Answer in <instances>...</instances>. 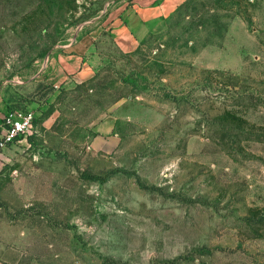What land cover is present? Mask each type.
<instances>
[{
    "label": "rangeland",
    "instance_id": "374dc122",
    "mask_svg": "<svg viewBox=\"0 0 264 264\" xmlns=\"http://www.w3.org/2000/svg\"><path fill=\"white\" fill-rule=\"evenodd\" d=\"M154 4L120 49L112 16ZM86 34L92 77L49 83ZM17 111L34 123L0 147L3 263L264 264V0H0V117Z\"/></svg>",
    "mask_w": 264,
    "mask_h": 264
},
{
    "label": "crops",
    "instance_id": "0c3cea01",
    "mask_svg": "<svg viewBox=\"0 0 264 264\" xmlns=\"http://www.w3.org/2000/svg\"><path fill=\"white\" fill-rule=\"evenodd\" d=\"M136 12L139 16L136 20L128 18L127 22H121V19L112 16L110 21L109 32L111 37L120 49L131 51L139 42L138 33L141 31V21H145L147 14L157 15L160 7L156 4L149 7H138L135 5ZM131 13V10L128 12ZM127 16V15H126ZM137 33V34H136ZM95 34L83 35L75 41L66 44H59L55 51L48 58V78L49 83L56 87H63L70 83H82L93 75L92 48L94 46ZM2 164L0 161V170ZM0 264H5L0 261Z\"/></svg>",
    "mask_w": 264,
    "mask_h": 264
},
{
    "label": "built area",
    "instance_id": "2783aa9c",
    "mask_svg": "<svg viewBox=\"0 0 264 264\" xmlns=\"http://www.w3.org/2000/svg\"><path fill=\"white\" fill-rule=\"evenodd\" d=\"M34 115L17 111L0 117V147L12 144L29 136L33 130Z\"/></svg>",
    "mask_w": 264,
    "mask_h": 264
}]
</instances>
